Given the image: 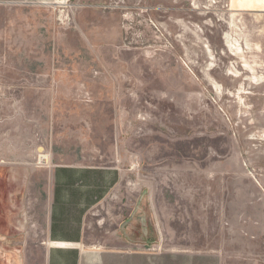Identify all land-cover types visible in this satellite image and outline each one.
Listing matches in <instances>:
<instances>
[{
    "label": "rangeland",
    "instance_id": "374dc122",
    "mask_svg": "<svg viewBox=\"0 0 264 264\" xmlns=\"http://www.w3.org/2000/svg\"><path fill=\"white\" fill-rule=\"evenodd\" d=\"M63 1L0 3V231L41 206L42 183L30 195L15 175L56 154L123 170L89 217L97 236L134 208L157 250L264 264V16L227 0Z\"/></svg>",
    "mask_w": 264,
    "mask_h": 264
},
{
    "label": "crops",
    "instance_id": "0c3cea01",
    "mask_svg": "<svg viewBox=\"0 0 264 264\" xmlns=\"http://www.w3.org/2000/svg\"><path fill=\"white\" fill-rule=\"evenodd\" d=\"M63 0H0V3L35 4L62 7ZM233 11L264 16V0H227ZM0 84V97L7 96ZM5 121V118H4ZM0 138V151L10 155L11 139ZM49 155V156H48ZM42 165L15 175L26 193L42 183L35 205L26 202L25 218H12L7 226L14 233L0 231V241L23 243L19 251L0 248V264H226V250L220 248L156 249L150 237H140L134 218L117 220L114 232L92 233L90 215L115 195L124 175L117 165H91L61 162L56 154L42 155ZM50 161V162H48ZM133 167H131L132 169ZM11 185L13 172L8 173ZM23 179V180H22ZM1 189V187H0ZM264 190V188H263ZM116 196V195H115ZM35 217H34V216ZM98 226L103 223H97ZM134 229L136 232H134ZM113 231V230H112ZM100 237V238H99Z\"/></svg>",
    "mask_w": 264,
    "mask_h": 264
}]
</instances>
